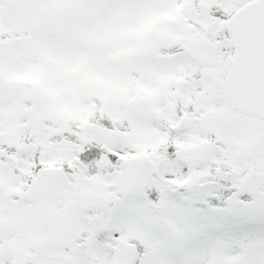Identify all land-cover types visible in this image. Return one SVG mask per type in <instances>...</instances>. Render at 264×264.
<instances>
[{"label": "snow or ice", "instance_id": "6c2138e0", "mask_svg": "<svg viewBox=\"0 0 264 264\" xmlns=\"http://www.w3.org/2000/svg\"><path fill=\"white\" fill-rule=\"evenodd\" d=\"M0 264H264V0H0Z\"/></svg>", "mask_w": 264, "mask_h": 264}]
</instances>
